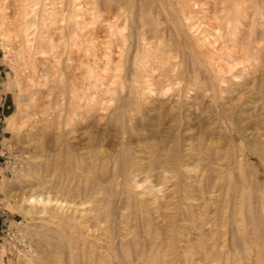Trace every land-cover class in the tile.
Wrapping results in <instances>:
<instances>
[{
  "label": "rangeland",
  "instance_id": "1",
  "mask_svg": "<svg viewBox=\"0 0 264 264\" xmlns=\"http://www.w3.org/2000/svg\"><path fill=\"white\" fill-rule=\"evenodd\" d=\"M123 1L130 7V14L134 15L129 24L123 22L125 15L119 5L108 9L100 4L97 13L98 10L92 8V0H41L40 30L30 35L34 39L29 51L32 52H28L26 57L15 56L17 49L12 45V49L6 51L7 43L0 35V264H46L43 260L47 259V247L52 249L59 264L68 259L67 255L60 253L55 229L65 232L74 222L54 217H58L56 213L60 212L61 217L78 214L73 213L74 207L69 205L61 210L54 207L46 212H40V208H34L32 213L25 211L29 207L22 197L42 193L38 184L27 182V175L32 174L28 156L40 153L39 158L42 159L43 153L46 157L50 154V162L55 163L59 157L67 159L69 155L72 159L77 157L85 163H93L101 149L109 158L107 181L101 182L104 177L101 167L88 168L79 163L74 166L75 160H72L73 164L68 160L70 164L58 170L43 191L44 196L79 203L90 200L86 199L93 196L89 187L96 188L99 184L104 190L106 201L103 204L106 205L108 195L114 194L119 187L123 188L120 200L113 205L115 212L112 211L110 221H104L105 216L101 219V225L107 229L102 231L93 223L89 224L94 237H89L87 247L76 257L75 264H264V41L260 42L263 47L258 56L260 64L244 72L239 78L242 85L229 74L220 73L221 61L218 58H225L226 54H223L214 56L215 61L209 62V69L196 61L197 69L201 70H198L200 78L196 88L192 82L182 86L183 81L178 82L174 74L168 81L153 71L154 93L141 98L137 88L147 86L149 81L146 80L149 79H144L146 82L143 84L131 83L134 74L128 67L120 73V81H123L119 84L120 98L123 101L127 99L128 89L131 90V100L126 101L129 105L123 107L124 113L120 110L114 112L110 104L111 94L106 91L104 53L110 49L106 42L108 21L115 24V20L117 26L115 24L113 29L119 27V30H124L126 42L124 45L120 42L121 47L116 48L125 52L135 45L136 32L146 31L157 20L148 11L149 0ZM196 1L199 5L196 16L201 19L208 12L211 16L214 10L220 14V11L224 13L231 7L230 0ZM53 2L57 5L51 4ZM51 8H55L58 14L55 23H51L45 13L52 11ZM81 8L90 13H82ZM263 8L264 0L241 2L245 20L243 18V24L238 25V36L242 40L249 38L252 47L257 44L251 40L264 37ZM71 13L83 14L84 24L76 26L71 23V19H67ZM118 13L124 16L123 20ZM126 14L130 16L129 12ZM181 16L177 13V17ZM182 18L177 23L184 30L188 23H184ZM203 21L199 19L196 23L203 25ZM71 25L75 26L72 38L68 36ZM158 27L170 29L163 14L158 16ZM46 32L54 39H48ZM250 32L253 37H247ZM188 38L193 39L191 35ZM38 45L42 48L38 49ZM47 49L49 53H45ZM170 51L172 53L168 54L176 56L175 61L182 59L183 55L177 52V48L172 47ZM251 60L254 62V58ZM84 65H90L91 74L84 71L87 70ZM188 76L193 79V73ZM221 76L226 79H220ZM72 88L80 98L72 108H68ZM182 91L185 95L180 93ZM142 102L146 104L140 108ZM230 103H235L236 107L230 108ZM40 147L46 151H41ZM169 158L174 164L170 170L172 179L164 187L159 173L148 171L147 165L164 163ZM41 163L42 173L46 174L44 162ZM114 163L117 164L115 168ZM148 176L152 183H161L160 198L156 202L135 198L139 191H134L133 182L144 183L141 189L149 191ZM87 253L92 256L88 262Z\"/></svg>",
  "mask_w": 264,
  "mask_h": 264
},
{
  "label": "bare ground",
  "instance_id": "2",
  "mask_svg": "<svg viewBox=\"0 0 264 264\" xmlns=\"http://www.w3.org/2000/svg\"><path fill=\"white\" fill-rule=\"evenodd\" d=\"M47 1V0H46ZM54 1V0H53ZM75 1V0H74ZM149 0V2L147 3V5L149 6L150 10H148L152 15H154L153 18L157 17V20L155 21V23H153L154 26L152 27H148L146 29V31H137L135 34L136 37V42L135 45L132 47H128V51H119L117 50L116 47H121L120 44L123 42H126V35L124 30H119L120 28L117 27L116 29H113V26L116 24L115 20L114 23H111V20H109V25L108 22L107 25L109 27L108 30V35L107 37V41L108 45L110 46V49L108 50V52L106 51L104 53L105 55V59H106V73H107V85H106V91L109 92L111 94L110 97V104L113 105L112 110L114 112H116L117 110H120V112L124 113V109L123 107L126 106L128 107V103L126 101H130L131 100V90L128 91L127 89V93H129V96H127V99H125V101H123V99L120 98V73L123 70H127L128 67H131V70L133 71V79L131 78V83L133 82V84H140V83H145L146 81H149V83H147V86H141L139 88H137L139 90V94L141 98H145L148 95H152L154 92H152L154 90L153 85L155 83L152 82L153 77H152V72L153 71H157L159 77H165L166 80H170L173 76L172 74L175 75V79H179L178 82L183 81L182 86H186V84H188L189 82H192L193 86H195V88L198 86V79L199 77V72L197 69V63H202L203 67L204 65L206 66V68L209 69V62L215 61V57L216 55L220 56L223 54H226V57H219L218 60L221 61V63L219 64V71L220 73H227L229 74L234 80H236L238 82L239 85H242L241 81H240V77L242 75H244V72L247 73L248 69L252 68V67H258V65L260 64V60L258 58V56L260 55V52L262 51L263 47L260 46V42L264 41V37L263 38H258V40H251L252 42L256 43L257 45L254 47H252L249 38L242 40L239 38L238 36V25L241 23V21L245 20V15L244 12L241 9V2L245 1V0H230V8L224 12L220 14L219 11L218 13H215L217 11H213V13H211L212 15L210 16L209 12L208 14H205L203 16V18L201 19L200 16L197 17L196 16V9L198 8V2L192 1L190 2V0ZM225 1H229V0H225ZM9 2V3H8ZM52 2V1H51ZM77 2V1H76ZM75 2V3H76ZM89 2V1H88ZM41 0H0V35L3 38L2 40L4 42L7 43V47H5L6 51H10L12 49V46L15 47V49H17V55L18 54L24 57H26L28 55V52L31 50L32 47V36H30L32 34V32L34 33L37 32L38 28V22H39V8H41L40 6ZM48 3V2H47ZM74 3V4H75ZM126 3V2H125ZM200 3V2H199ZM202 3V2H201ZM205 3V2H204ZM53 5H57L55 4V2L51 3ZM71 4V3H70ZM77 4V3H76ZM86 4V3H85ZM89 4V3H88ZM93 4V5H92ZM100 4H103V7L111 9L112 6H116L119 5L120 9H123L122 13H124V16H121V10H120V14L118 15L122 17V20L124 18L123 22L128 23L130 20L133 21V13H131L130 11V7H127L124 5V1L123 0H103V3L100 2V0H92V8L97 9V13L100 11ZM206 4V3H205ZM244 4V3H242ZM82 7L84 6L83 4H81ZM106 5V6H105ZM201 5V4H200ZM207 5V4H206ZM209 5V4H208ZM207 5V6H208ZM222 5V3H221ZM52 6V5H51ZM50 6V7H51ZM68 6V5H67ZM75 6V5H74ZM73 6V7H74ZM89 6V5H88ZM220 6V5H219ZM244 6V5H243ZM55 7V6H54ZM62 7V5H61ZM70 7V6H68ZM80 7V6H79ZM86 7V6H85ZM84 7V8H85ZM90 7V6H89ZM204 7V4H203ZM210 7H214L211 6ZM216 7V6H215ZM59 8V7H58ZM65 8V7H64ZM67 8V7H66ZM65 8V9H66ZM78 8V7H77ZM84 8H81V12H87V10ZM91 8V9H92ZM118 8V7H117ZM128 8V9H126ZM208 8V7H207ZM217 8V7H216ZM243 8V7H242ZM245 8V7H244ZM52 9V8H51ZM61 9V8H59ZM69 9V8H67ZM89 9V8H88ZM93 9V10H94ZM116 9V8H115ZM210 9V8H209ZM215 9V8H214ZM256 9V8H255ZM264 9V8H263ZM63 10V8L61 9ZM60 10V11H61ZM90 10V9H89ZM105 9H103L104 11ZM107 10V9H106ZM113 10V9H112ZM204 9H202L203 11ZM220 10V9H219ZM51 11V10H50ZM45 12L47 13V18L49 19V21L52 23L54 22V19L56 17L57 11H55V8L52 9V11L50 12ZM91 11V10H90ZM108 11V10H107ZM64 12V11H63ZM92 12V11H91ZM115 11H113L114 13ZM127 12H129L130 14V18L127 16ZM207 11H205L206 13ZM212 12V9H211ZM257 12V11H256ZM59 13V12H58ZM65 13V12H64ZM90 13V12H87ZM86 13V14H87ZM94 13V12H93ZM102 12L99 13V16ZM108 13V12H107ZM117 13V11H116ZM115 13V14H116ZM177 13L180 14V16H183V22L184 23H188V25H186L187 28H185L184 30L182 29V27L178 25L177 22L180 21V18L182 17H177ZM201 13V12H199ZM66 14V13H65ZM72 14V13H71ZM95 14V13H94ZM110 14V13H109ZM114 14V15H115ZM160 14L164 15V22L166 24L170 25V29H159L158 27V16H160ZM204 14V13H203ZM247 14V13H246ZM112 15V14H111ZM202 15V14H201ZM263 17L264 15L261 14ZM42 16V15H41ZM79 14H72L71 17H67V19H71V23L75 24L76 26H79L80 24H82L83 22H85L83 20V14L82 16H80ZM97 16V15H96ZM44 17V16H43ZM95 17V15L93 16ZM107 17V15L105 16V18ZM262 17V18H263ZM62 18V16H61ZM104 18V19H105ZM120 18V17H119ZM249 18V17H248ZM252 18V17H251ZM42 19V18H41ZM44 19V18H43ZM47 19V20H48ZM109 19V16L107 18V20ZM111 19V16H110ZM117 19V16L116 18ZM130 19V20H129ZM137 19V18H136ZM204 20L202 22L203 25L199 24L200 22L196 23L198 20ZM247 19V17H246ZM264 19V18H263ZM46 20V19H45ZM113 20V18H112ZM249 20V19H248ZM251 21V20H250ZM44 22V21H43ZM42 22V23H43ZM81 22V23H80ZM220 22V25H217L216 23ZM49 23V22H48ZM87 23V22H86ZM119 23V22H118ZM163 23V22H162ZM41 24V23H40ZM50 24V23H49ZM70 24V23H69ZM84 24V23H83ZM129 24V23H128ZM127 24V25H128ZM131 24V23H130ZM243 24V23H241ZM43 25V24H41ZM133 25V24H132ZM162 25V24H161ZM160 25V26H161ZM183 25V24H182ZM46 26V25H45ZM117 26V24H116ZM114 26V27H116ZM146 26V25H145ZM243 27V25H241ZM50 27V26H49ZM75 26L71 25L70 27V31L68 36L70 35V37L72 38L74 35V30L72 28H74ZM107 27V26H106ZM144 27V25H143ZM42 28V27H41ZM125 28V27H124ZM134 28V26H133ZM141 28V27H140ZM79 29V27H78ZM40 30V29H39ZM114 30V31H113ZM145 30V29H143ZM249 30V29H248ZM42 31V30H41ZM240 31V30H239ZM43 32V31H42ZM41 32V33H42ZM50 32V31H49ZM107 32V31H106ZM40 33V31L38 32ZM38 33L37 36L39 35ZM47 33V32H46ZM78 33V31H77ZM166 33V34H165ZM48 34V33H47ZM50 34V33H49ZM48 34V35H49ZM134 33H132L133 35ZM191 35L193 37V39L188 38L189 35ZM43 35V34H42ZM47 36L44 34V37ZM252 36V33L250 32L247 37ZM34 37V36H33ZM48 37V36H47ZM49 35L48 39H51ZM253 37V36H252ZM47 38H45L46 40ZM52 39H54L52 37ZM51 39V40H52ZM38 40V39H36ZM74 40V39H73ZM241 40V41H240ZM55 41V40H54ZM40 42V41H39ZM49 42V41H48ZM105 42V41H104ZM121 42V43H120ZM128 42V41H127ZM51 41H50V45H51ZM75 43V42H74ZM121 44V45H122ZM12 45V46H11ZM47 45V44H46ZM45 45V46H46ZM124 45V44H123ZM126 45V44H125ZM3 46V45H2ZM39 46V45H38ZM52 46V45H51ZM107 46V45H106ZM44 47V46H43ZM48 47V46H47ZM50 47V46H49ZM108 47V46H107ZM124 47V46H123ZM126 47V46H125ZM177 48V52L180 53V55L182 57V59H179L177 61H175L176 56H170L168 53H172V51H170L171 48ZM38 49L40 48L37 47ZM42 48V47H41ZM40 48V49H41ZM109 48V47H108ZM127 48V47H126ZM34 49V48H32ZM49 49V48H48ZM47 49V52L45 53H49ZM90 49V48H89ZM123 49V48H122ZM36 50V49H35ZM125 50V48H124ZM43 51V49H42ZM45 51V48H44ZM32 52V51H31ZM29 52V53H31ZM37 52V51H36ZM39 52V51H38ZM43 54V53H42ZM45 55V54H43ZM48 55V54H47ZM55 55V54H54ZM191 55V56H190ZM20 57V56H19ZM50 58V57H49ZM251 58H254V62H250L252 61ZM239 60V62H236L237 60ZM17 60V59H16ZM264 60V59H263ZM57 61V60H56ZM219 61V62H220ZM53 62V61H52ZM217 62V61H216ZM215 62V63H216ZM50 63V62H49ZM57 64V63H56ZM62 64V63H61ZM68 64V63H67ZM51 65V64H50ZM59 66V65H58ZM68 66V65H67ZM85 66V65H84ZM105 66V65H104ZM199 66V65H198ZM218 66V65H217ZM61 67V66H59ZM87 68L86 71L88 74L90 73V65L85 66ZM70 68V67H68ZM85 68V69H86ZM62 69V68H61ZM77 69V68H76ZM216 69V68H215ZM213 70V69H212ZM105 71V70H104ZM130 71V70H129ZM201 71V70H200ZM214 71V70H213ZM58 72V71H55ZM67 72V71H66ZM143 73V74H142ZM189 73H193V79L190 80V77L188 76ZM207 73V72H206ZM91 74V73H90ZM155 74V72H154ZM199 74V75H198ZM208 74V73H207ZM206 74V75H207ZM215 74V73H214ZM212 73V75H214ZM67 76V74H66ZM126 76V74H125ZM223 76V75H222ZM220 77V79H222L223 77ZM202 77V76H201ZM212 77V76H211ZM210 77V78H211ZM70 78V77H69ZM66 79V78H64ZM63 79V82H64ZM130 79V78H129ZM144 79H149L144 81ZM163 79V78H162ZM226 79V78H223ZM159 80V79H158ZM173 80V79H172ZM201 80V79H200ZM212 80L214 81V79L212 78ZM233 80V81H234ZM70 81V79H69ZM160 81V80H159ZM223 81V80H222ZM72 82V81H71ZM123 82V81H122ZM121 82V83H122ZM164 82V81H161ZM232 82V80H231ZM105 83V82H104ZM120 84V85H119ZM213 84V83H212ZM234 84V83H232ZM59 85V83H58ZM57 85V86H58ZM65 85V84H64ZM70 85V82H69ZM76 85V84H75ZM156 85V84H155ZM160 85V84H159ZM190 85V83H189ZM235 85V84H234ZM233 85V86H234ZM61 86V85H59ZM58 86V87H59ZM66 86V85H65ZM182 86H180L182 88ZM192 86V85H191ZM71 87V85H70ZM188 87V86H187ZM201 87V86H200ZM74 88V87H73ZM72 88L71 90V99L68 100V108H72L74 105L73 103H75V101L78 100L79 95L77 94V92ZM156 88V87H155ZM186 88V87H185ZM192 88V87H191ZM208 88V87H207ZM124 89V88H123ZM179 90V88L177 89ZM202 90V89H201ZM210 90V89H209ZM70 91V90H69ZM68 91V92H69ZM180 91V90H179ZM197 91V90H196ZM195 91V92H196ZM152 92V93H151ZM185 92V91H184ZM222 92V91H221ZM228 92V91H226ZM183 95H185L182 92ZM178 92V95L180 94ZM202 93V92H201ZM207 93V92H206ZM216 93V92H215ZM225 93V92H224ZM188 94V92H187ZM198 94V93H197ZM220 94V93H219ZM204 95V94H203ZM175 96H177L175 94ZM174 96V98H175ZM195 96V95H194ZM206 96V95H205ZM220 96V95H219ZM217 96V97H219ZM153 97V96H152ZM184 97V96H183ZM197 97V96H195ZM193 97V98H195ZM129 98V99H128ZM185 98V97H184ZM189 98V97H188ZM223 98V97H222ZM219 99V98H218ZM140 100V99H139ZM156 100V99H155ZM155 100H151V101H155ZM158 100V99H157ZM179 100V99H178ZM195 100V99H194ZM231 100V99H230ZM229 100V101H230ZM239 102L241 101V98L239 97ZM237 100V101H238ZM167 101V100H166ZM172 101V100H171ZM175 101V100H173ZM172 101V102H173ZM217 101V100H216ZM226 101V99H225ZM236 101V102H237ZM156 102V101H155ZM176 102V101H175ZM174 102V103H175ZM180 102V101H179ZM116 103V104H115ZM158 103V102H157ZM161 103V102H159ZM165 103V102H164ZM222 103V102H221ZM76 104V103H75ZM146 103L142 104L140 103V108L145 107ZM230 108L232 107L233 109L236 107V105H234L233 103H230ZM155 105V104H154ZM176 105V104H175ZM264 105V104H263ZM159 106V105H158ZM225 106V105H224ZM66 108V107H65ZM78 108V107H77ZM125 108V107H124ZM175 108V107H174ZM177 108V107H176ZM67 109V108H66ZM148 109V108H147ZM153 109V108H152ZM151 109V110H152ZM71 110V109H69ZM127 110V109H126ZM145 110V109H144ZM169 110V109H168ZM232 110V109H231ZM68 111V110H67ZM150 111V110H149ZM234 111V110H232ZM229 112V114H231V112ZM241 111V109H240ZM64 112V111H63ZM72 112V111H71ZM154 112V111H153ZM227 112V110H226ZM75 114H77L76 112H74ZM72 113V114H74ZM85 113V112H84ZM121 113V114H122ZM148 113V112H147ZM219 113V112H218ZM69 112L67 113L68 116ZM117 114V113H116ZM147 115V114H146ZM228 115V114H226ZM65 116V115H64ZM72 116V115H70ZM69 116V117H70ZM220 116V113H219ZM218 116V117H219ZM229 116V115H228ZM63 118V117H62ZM188 118V117H187ZM263 118V117H262ZM261 118V119H262ZM69 119V118H68ZM72 119V118H71ZM110 119V118H109ZM66 120V119H65ZM64 120V121H65ZM70 120V119H69ZM73 120V119H72ZM71 120V121H72ZM264 120V119H263ZM67 121V120H66ZM65 121V122H66ZM68 122V121H67ZM70 122V121H69ZM151 123V122H150ZM61 124V122L59 123V125ZM109 125V123H107ZM152 124V123H151ZM60 127V126H59ZM46 134V133H45ZM48 134V133H47ZM64 140V139H63ZM208 145V143H207ZM45 146V145H44ZM209 147V145H208ZM41 149V147H40ZM43 150V147L41 149V151ZM208 150V149H207ZM46 150H43V152ZM191 151V150H190ZM194 151V150H193ZM204 151V150H203ZM198 152V151H197ZM196 152V153H197ZM39 153V152H38ZM99 153V152H97ZM193 153V152H192ZM199 154V153H198ZM34 155V154H33ZM39 154H37L36 156H32L30 154L29 159H30V164H32V174L28 176V180L27 182H31L34 184H38L39 185V191L42 192L38 195L36 194H31L29 196H23V202L28 205V209L25 211H30L35 212L34 208H40V212H46L49 209H52L55 207V209H63L64 207H66L67 205H69L70 207H74V212L73 213H77L78 215L76 216H80V217H76L74 214L72 215V217H61L60 213H56L53 212L54 215L57 214L58 217H54L57 219H67L70 220V222H74V225L69 229L66 230L65 232L61 229H55L57 236L59 237V248H60V253L62 255H67V261L64 264H75L76 263V257H78L80 255L81 251H84L85 248L87 247L88 243H89V237L93 236L94 233L91 230V225L89 224H94L95 226H98V228H100L102 231H105V229H107L103 224L101 225V219L102 217H104V221H110V219L112 218V211H113V205L115 203V201H119L120 200V196H122L123 193V188L119 187L117 188V190L115 191L114 194H109L108 195V203L106 205H104L103 203L106 201L105 200V194H104V190L102 191V187L98 184L96 188H92L89 187L90 189V193L93 194V198L89 197L86 199H90L88 201H82L79 203L76 202H67L64 199H59V198H51L50 196H44L43 195V191L46 188V184L49 182L50 183V178H52L53 175H55L58 170L60 171V169L66 165H69L70 162L71 164H73L74 162V166L75 164L77 165H83L85 164L88 168H92V167H101L102 171L101 174H104L103 180H101V182L103 181H107V176L109 174V172L107 170H109V164H108V154L105 153V150H100L99 156L98 158H95V162H89V163H85L82 160H79L77 157L76 159H72L71 156L68 155V158L66 159V157L61 158L59 157L56 162L51 163L50 159L48 158L50 156V154L48 155V157H46L43 153V158H39ZM202 155V154H201ZM66 156V155H65ZM200 156V154H199ZM96 157V156H95ZM110 157V156H109ZM192 157V155H191ZM197 157V156H196ZM201 157V156H200ZM81 158V157H80ZM161 158V157H160ZM52 159V156H51ZM121 159V158H120ZM176 159V158H175ZM188 159H190L188 157ZM196 159V158H195ZM202 159V158H201ZM210 159V158H209ZM212 159V158H211ZM54 160V158H53ZM70 160V162L68 161ZM73 160V161H72ZM174 160V159H173ZM198 160V159H197ZM41 161L44 162V167L45 170L44 172H46V174L42 173V167H41ZM94 161V160H93ZM200 161V160H199ZM97 162V163H96ZM110 162V161H109ZM180 162V161H179ZM198 162V161H197ZM206 162V161H205ZM208 162V160H207ZM125 163V162H124ZM201 163V162H200ZM53 164V165H50ZM187 166V164H185ZM184 165V166H185ZM210 165V164H208ZM114 168L115 166H117V164L114 163ZM148 171H157L158 176L161 178V180L164 181L163 186L165 187V185L168 183V180L171 178L170 177V170L172 169L171 167L174 166V164H172L171 159H167L166 161H164V163L161 162H157V163H153L151 162L149 165H147ZM181 166V165H180ZM83 167V166H80ZM72 168V166H71ZM78 167H75L74 169H76ZM84 168V167H83ZM113 168V169H114ZM182 168V167H181ZM188 168V167H186ZM196 168V167H195ZM68 169V168H67ZM209 169V168H208ZM182 170V169H181ZM200 170V169H199ZM205 170V169H204ZM76 171V170H75ZM116 171V170H115ZM119 171V170H117ZM186 170H184L185 172ZM195 171V169H194ZM141 172V171H140ZM173 172V171H172ZM200 172V171H199ZM208 172V171H207ZM52 173V174H51ZM76 173V172H75ZM117 174L119 172H116ZM181 173V172H180ZM187 173V172H185ZM189 173V172H188ZM187 173V174H188ZM198 173V172H197ZM61 174V173H60ZM81 174V173H80ZM91 174V173H90ZM175 174V173H174ZM57 175V174H56ZM82 175V174H81ZM107 175V176H106ZM116 175V174H115ZM149 175V174H148ZM202 175V174H201ZM69 176V175H68ZM172 176V175H171ZM204 176V175H203ZM56 177V176H55ZM93 177V176H92ZM95 177V176H94ZM115 177V176H114ZM150 176L147 177L146 182H148V178ZM179 177V174H178ZM202 177V176H200ZM57 178V177H56ZM60 178V177H59ZM81 178V177H80ZM91 178V177H90ZM119 178V177H118ZM185 178V177H184ZM196 178V177H195ZM203 178V177H202ZM207 178V177H206ZM210 178V177H209ZM87 179V178H86ZM151 179V178H150ZM172 179V178H171ZM175 179V177H174ZM55 180V179H54ZM145 180V179H144ZM152 180V179H151ZM151 180L149 181L150 183V189L149 191L147 190H143L141 189L144 185V183L142 184V182L139 181H132V188L134 189V191L138 190V196L135 198L142 200H148L151 202H156L159 198H160V191H161V183L156 184L152 183ZM193 180V179H192ZM199 180V179H198ZM197 180V181H198ZM93 181V180H92ZM215 181V180H214ZM177 181H175L176 183ZM189 182V181H188ZM187 182V183H188ZM216 182V181H215ZM214 182V183H215ZM174 183V184H175ZM183 183H185L183 181ZM190 183V182H189ZM198 183V182H197ZM200 183V182H199ZM195 184V182L193 183ZM202 184V183H201ZM200 184V185H201ZM205 184V183H204ZM62 185V184H61ZM116 185L119 186V183L116 182ZM172 185V184H171ZM170 185V186H171ZM199 185V186H200ZM50 186V184H49ZM78 186V185H77ZM103 186V185H102ZM108 186V185H107ZM34 187V185H33ZM183 187V186H181ZM201 187V186H200ZM205 187V186H204ZM212 187V186H210ZM214 187V186H213ZM56 188V187H55ZM64 188V187H63ZM79 188V187H78ZM145 188V187H144ZM168 188V187H167ZM170 188V187H169ZM186 188V187H185ZM192 188V187H191ZM207 188V187H205ZM188 189V188H187ZM58 190H60L58 188ZM181 190V189H180ZM190 190V189H188ZM192 190V189H191ZM196 190V189H195ZM198 191H200L201 189H197ZM77 191V190H76ZM75 191V192H76ZM80 191V190H79ZM210 191V190H209ZM212 191V190H211ZM45 192V191H44ZM73 192V193H75ZM203 192V191H202ZM193 193V192H192ZM196 194V192H194ZM204 193V192H203ZM52 194V193H51ZM50 194V195H51ZM174 194V192H173ZM184 194V193H183ZM182 194V196H183ZM190 194V193H189ZM207 194V193H206ZM205 194V195H206ZM209 194V193H208ZM194 195V194H193ZM203 195V194H202ZM204 195V196H205ZM76 196V195H75ZM130 196V195H129ZM170 196V195H169ZM188 196V195H187ZM203 197V196H202ZM77 198V197H76ZM82 198V197H81ZM122 198V197H121ZM173 198H176L173 196ZM183 199H185L184 197H181ZM204 198V197H203ZM209 198V197H208ZM78 199V198H77ZM182 199V200H183ZM198 199V198H197ZM205 199V198H204ZM139 200V202H140ZM187 201V199H185ZM199 200V199H198ZM189 201V200H188ZM160 202V201H159ZM172 202V201H171ZM191 202V201H190ZM147 203V202H146ZM118 204V203H117ZM144 204V203H143ZM149 204V203H148ZM184 204V203H183ZM188 204V203H187ZM191 204V203H190ZM140 207V206H139ZM33 208V210H32ZM148 208V207H147ZM151 208V207H150ZM37 209V210H38ZM148 210V209H147ZM184 211V210H183ZM115 212V209L113 211V213ZM140 212V211H139ZM56 213V214H55ZM41 214V213H40ZM47 214V213H46ZM111 214V215H110ZM179 217V215H178ZM85 224V225H84ZM110 225V224H109ZM70 227V226H69ZM83 227H85L86 229L83 230ZM49 228V227H47ZM99 230V231H101ZM109 235V234H108ZM96 236V235H95ZM94 237V236H93ZM54 238V237H53ZM108 238V237H107ZM46 241H44V243L48 246L47 244V239L44 238ZM58 239V238H57ZM102 239V238H101ZM95 241V240H94ZM42 242V241H41ZM52 243V242H51ZM139 244V243H138ZM138 246V245H136ZM138 248V247H137ZM47 247V259L43 260V262H45L46 264H59V261L57 260V258L54 256L52 249ZM87 250V249H86ZM93 251V250H92ZM55 252V251H54ZM87 252V251H86ZM94 252V251H93ZM88 256L86 257L87 262L92 260V256L90 257L89 253H87ZM94 254V253H93ZM82 256V253H81ZM84 256V254H83ZM128 256V255H126ZM32 258V257H31ZM129 259V257H126ZM148 258V257H147ZM33 259V258H32ZM63 259V258H62ZM133 259V258H132ZM151 259V258H150ZM127 260V259H126ZM30 261V260H29ZM130 261V259H129ZM34 264V263H33ZM36 264V263H35Z\"/></svg>",
  "mask_w": 264,
  "mask_h": 264
}]
</instances>
